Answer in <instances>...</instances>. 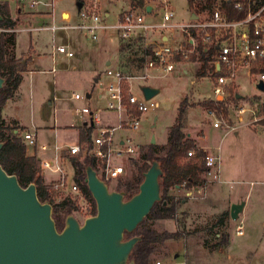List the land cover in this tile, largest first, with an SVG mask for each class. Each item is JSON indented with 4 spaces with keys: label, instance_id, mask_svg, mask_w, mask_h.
I'll list each match as a JSON object with an SVG mask.
<instances>
[{
    "label": "rangeland",
    "instance_id": "1",
    "mask_svg": "<svg viewBox=\"0 0 264 264\" xmlns=\"http://www.w3.org/2000/svg\"><path fill=\"white\" fill-rule=\"evenodd\" d=\"M37 1L40 4L33 8L30 7L32 0L11 1L10 6L12 9L17 10L16 14L18 18L23 19L27 15L35 16L29 22H18L17 30L22 24L25 29L44 28L52 24L57 27L62 26L67 23L65 20L68 17L67 15L61 17L62 11L69 13L70 19L68 23L75 25L78 22L75 10L76 4H80L81 8H83L93 5L95 2V0H58L54 3L52 10V8L45 6L51 0ZM123 1H126V3L129 1L130 3L132 0H100L97 3L100 13L102 15L108 14L105 20L106 24H114L121 12L126 9L127 5ZM154 1L137 0V3L140 5L142 3L154 4ZM166 1L173 13L171 24L187 23L191 13H197L200 19H205L210 10V8L205 6L204 2L196 10H191L188 0ZM52 12L53 17L50 15ZM162 12V10H158L157 16L147 20L152 23L161 22ZM102 33H107L113 44H116L119 40L114 31L107 30ZM165 33L173 39H180V32L178 30L167 31ZM77 34H80L82 44L87 47H93L98 42H92L85 34L77 31L64 32L61 30L56 31L54 34V42L58 45V42L66 41L67 36ZM31 41L36 50L47 52L51 46L52 34L46 29H39L37 31L23 32L18 35V43L22 49L28 48L29 42ZM138 48V45H133L130 51V57L128 58L134 66H125L126 69L120 71L132 74L138 72L139 65L138 63H134L138 60ZM200 65V61L195 58H189L187 61L179 64L170 75L149 80L147 84L156 86L155 88L160 90L151 99L157 104L158 110L140 115L139 126L136 130L120 129L114 133V136L117 139H131V145L136 149L132 159L140 164L141 155L147 150L149 145L159 147L167 143L169 128L175 123L180 103L186 99L188 106H185L183 112V133L196 139L199 144L202 142L207 146L217 147L220 167L226 169L228 174H232L234 177L246 182V187L250 191L252 190L251 194L249 193L251 195L250 207L242 217L241 234L235 235L231 228L228 244L227 232L229 225L236 224V227L239 225L238 221H231L228 216L223 219L222 225L216 226L218 224V217L223 213L220 209L225 207V204L221 206L218 202L206 201L207 198L203 197V199L202 195L194 194L191 197L190 201L194 203L192 206L194 210H191V208L190 214L187 209L183 210L179 204L177 207L178 214L175 219L148 220V226L158 233L164 231L174 233L178 231L182 234V237L178 240H168L157 244L155 246V252L150 256V264H156L157 262L160 264H264V119H261L258 113L257 120L251 122L248 115H244L242 116L244 125L238 123L236 116L231 110L232 98L230 97L224 104L221 103V110H216L215 112H220L224 115L223 119L226 120L224 122L234 127V130L223 134L225 128L222 125L221 128L215 130V136L211 137L209 134L212 132V119L202 106L203 102L211 101L209 96L210 80L204 77H195V72ZM56 67L59 68V66ZM205 75L206 73L204 72ZM76 76L78 74L73 72L58 75L55 89H53L51 84V75L36 74L33 76L31 91L36 120L38 122L41 121V115L45 113L46 109L45 104L54 97L55 101H53L52 105L57 110V125L70 123L71 120L73 123H77L78 118L70 117V112L87 106H89L94 114L100 111L99 117L101 124L108 123L116 125L117 119L115 112L107 109L103 110L109 101L107 86L111 79L104 74L100 80L102 87L100 88L99 83H97L95 90L90 93V89L86 91L84 89V82L80 81ZM46 80L47 82H45ZM236 84L237 87H234V89H237L239 95L244 97V100L250 101V99L262 97L254 90L250 80L245 79L243 76H240ZM133 88V94L140 97L141 93L136 83L133 84ZM25 92L27 94L26 88ZM73 94H78L82 99L74 100L72 98ZM86 94H90L91 97L86 98ZM26 97L28 101V94ZM25 107L28 111V103ZM51 120L52 118L49 117L48 122H45L50 125ZM78 124H81V122L79 121ZM41 130L42 134L44 129ZM58 130V145H74L78 142L77 134L72 128L66 129L62 127L58 128ZM51 132L52 130L46 133L47 138L50 137ZM233 132L236 134L233 135ZM201 134H204L206 137L204 139L199 138L202 136ZM217 134L218 136H216ZM152 139H154L153 144H151ZM209 150H212V148ZM205 152L213 153V151ZM132 159L127 160L125 157L115 159L114 163L126 167L127 172L119 183L130 180L136 173V169L131 163ZM66 162H63V169L68 175V182H72L73 169L70 162ZM42 175L46 184H49L51 180L56 178V176L44 172ZM207 184L204 183L203 188H206ZM109 189L114 190V183H110ZM52 195L54 201H59L61 196H65L66 194L52 193ZM86 209H88V203L84 202V204H79V211L73 213V216L80 223L87 217H90ZM226 211L228 212V209ZM223 239H226L224 246L221 245Z\"/></svg>",
    "mask_w": 264,
    "mask_h": 264
},
{
    "label": "built area",
    "instance_id": "2",
    "mask_svg": "<svg viewBox=\"0 0 264 264\" xmlns=\"http://www.w3.org/2000/svg\"><path fill=\"white\" fill-rule=\"evenodd\" d=\"M56 1L58 0H51L49 5L53 6ZM97 3L99 0L79 10L77 24L70 25L67 18L66 24L59 27L52 24L47 28L53 36L59 30L77 31L94 42L98 40L101 31H114L120 42L130 45V51L133 45H138V60L134 62L139 65L138 72L136 74L120 70L105 72L111 79L107 86L109 101L106 109L115 112L117 123L112 127L97 129V134L91 138L90 144H76L65 148L57 145H38L33 130L21 132L26 149L31 147L35 150L33 155L37 156L38 151L52 153L50 157L40 161L41 174L46 172L57 177L49 183L54 193L66 194L65 196L77 200L78 204L85 202L79 193L78 185L73 180L68 182V175L63 169L62 150L69 156L92 158L96 175L108 188L110 183H114L113 191H116L118 183L127 172L126 167L116 165L114 161L122 157L132 159L136 149L131 145L130 138L117 139L114 133L120 129L136 130L140 115L158 110L157 104L151 99L145 100L142 94L140 97L133 94V84L136 83L139 90V87L147 85L149 80L170 75L179 64L189 58L199 61L200 57H204L206 73L204 78L210 80L211 102L221 105L231 97V110L240 124H243L244 115H248L251 122L257 120L258 113L260 118L264 119V0H213L205 19L197 17L185 24L170 23L173 13L166 0H155L154 4L142 5L138 4L137 0H132L114 24H106L108 14L102 15ZM36 5V1L31 2V7ZM158 10L163 11L161 22H149L147 19L157 16ZM174 30L180 32V39H173L165 33ZM51 48L54 53L67 58L74 56L67 45H56L54 40ZM240 76L250 80L254 90L262 97L246 101L240 95L241 98L236 100L235 95H239V92L234 87H237L236 81ZM259 82L263 85L262 92L255 88ZM72 98L82 99L78 94H73ZM99 112L93 115L89 107H82L74 110L72 115L76 118L87 115L90 117V125H96L100 123ZM207 112L212 119L213 129H219L223 125L225 128L223 134L234 130V127L224 122L226 121L223 119L224 115L215 111ZM53 123L57 124L55 116ZM205 153L202 160L205 169L204 183L218 182L219 156L215 152ZM194 155L193 150L187 152L189 158ZM181 187L185 188V183L181 184ZM202 190L203 186L193 188L189 190L190 196L191 193L199 195ZM235 233L241 234V223L235 227Z\"/></svg>",
    "mask_w": 264,
    "mask_h": 264
},
{
    "label": "trees",
    "instance_id": "3",
    "mask_svg": "<svg viewBox=\"0 0 264 264\" xmlns=\"http://www.w3.org/2000/svg\"><path fill=\"white\" fill-rule=\"evenodd\" d=\"M203 2L206 7L210 8L213 0H188L191 10H196ZM194 14L198 17L197 13ZM0 17V78L4 80V84L0 88V143L3 144L0 150V165L7 174L15 175L23 188L30 184L35 185L38 200L52 206V219L56 229L60 232L65 226L66 217L79 211V204L70 196H61L59 201H54L52 195L54 192L50 185L44 182L41 174V161L35 155L29 156L26 153V147L21 137V132L26 129H21L14 124L7 125L2 118V108L18 89L25 68L15 56L17 21L11 17L7 2L0 1ZM120 46L130 53V45L120 42ZM199 61L201 65L196 70L195 77L203 78L205 72L204 57H200ZM186 105V99L182 100L175 123L169 128L167 143L159 147L149 145L141 155L140 164L132 159L131 163L136 169V173L130 180L118 183L116 188V191L123 192L125 199L129 200L138 193L143 175L151 164L153 162L159 164L162 171L159 178L161 200L154 204L149 214L132 233H124L125 240L132 237L140 238L129 255V260H132L134 264H150V256L155 252L157 244L168 240H178L182 237L178 231L158 233L147 224L148 220L176 218L177 207L181 201L169 195V190L181 188L183 183H185L184 189L186 190L204 185L203 173L205 169L202 160L206 153L202 148L197 147L194 140L187 138V135L183 133L182 120ZM202 106L206 111L221 110L220 104L211 101L203 102ZM93 131L94 125L80 127L79 144H90ZM190 150H193L195 154L192 158L187 156V152ZM61 157L70 162L73 169V181L78 185L79 193L84 201L88 203L87 213L89 216H94L96 204L85 184L86 167L94 168V160L90 157L82 159L80 156H68L65 153H62ZM227 217V211L222 213L217 219L218 224L216 226L222 225L223 219ZM224 244H226V239H223L221 243L223 246Z\"/></svg>",
    "mask_w": 264,
    "mask_h": 264
},
{
    "label": "water",
    "instance_id": "4",
    "mask_svg": "<svg viewBox=\"0 0 264 264\" xmlns=\"http://www.w3.org/2000/svg\"><path fill=\"white\" fill-rule=\"evenodd\" d=\"M77 7L79 11L81 6ZM196 18L191 13L189 20ZM3 84L0 78V88ZM255 88L262 92V83ZM139 91L145 100L159 93L147 85L140 86ZM240 98L235 95L236 100ZM2 146L0 143V150ZM161 175L159 164L153 162L138 193L126 200L123 192L109 190L93 168L86 167L85 184L95 201L96 214L82 223L69 215L59 232L52 219V206L38 200L35 185L23 188L17 177L0 165V264H134L129 255L140 238L125 240L124 233H132L161 200ZM242 207L243 202L229 206L231 221L237 219Z\"/></svg>",
    "mask_w": 264,
    "mask_h": 264
},
{
    "label": "crops",
    "instance_id": "5",
    "mask_svg": "<svg viewBox=\"0 0 264 264\" xmlns=\"http://www.w3.org/2000/svg\"><path fill=\"white\" fill-rule=\"evenodd\" d=\"M0 1L8 3L11 17L17 21V24H18V22H20V23L29 22L30 20H32L35 17L34 15H27V17H24L23 19L18 18L17 14H16L17 10L12 9L10 6L12 0H0ZM32 1H36L37 5L40 4V2H38L37 0H32ZM123 2L126 3V1H123ZM128 3H129V1L126 3V5H127L126 8L129 5ZM49 4L50 3H46L45 6L50 7L53 10L54 4H53V6H50ZM17 9H19V8L17 7ZM75 10L77 13L76 15H78L79 11H78L77 4L75 7ZM50 15H51V17H53V12ZM63 15H67L68 16L67 18L70 19V15L68 12L62 11L61 17H63ZM24 20H26V21H24ZM22 25L19 27L18 30L15 29V35H16L15 36L16 37L15 56L24 65L25 72L22 73V81H21L18 89L15 91L13 97L10 98L7 101V103L5 104V106L2 108V113H1L2 118L7 125L14 124L21 129L23 128V129L30 130V131L33 130L36 134V139H37L38 145H50V146L57 145V146H60L57 144L58 132H59L58 128H62V127L66 128V129L72 128L77 134V139H78L77 141L78 142L76 144H79V129H80V127L90 125V123H89L90 117L87 115H84L81 118H78L77 120H78V122L80 121L81 124H78L77 121H76L77 123H73L72 120L70 121V123H67V124L66 123L61 124V125L54 124L53 123V117L55 116V118H56L57 110L54 112L55 106L52 105L54 97H52V100H51L52 102L48 101L45 104L46 105L45 106V108H46L45 113L43 115H41V118L43 119V121L41 119V121L38 122L35 118V107H33V102H32L31 85L33 82L32 81L33 76L36 74H43L45 76L51 75V77H52L51 84L53 86V89H55L56 78L58 75L70 73V72L77 73L78 76H76V77H78L80 79V81L84 82V87H85L84 89H86V91L88 89H90V93H91V91L95 90L97 83H99L100 88L102 87L100 84L101 83L100 82L101 76H104V74L107 70H113V71L114 70H123V69H126L125 66L133 67V63L130 61V59L128 60V58L130 57V53H128L126 51V49L121 48L119 40L117 41L116 44H113L110 41V38L107 35V33H102L103 31H101L99 33V37H98L99 40H97L98 42L93 47H87L86 45H83L81 40H80V34H77L74 36L70 35L69 37L67 36L66 41L58 42L57 43L58 45H67L69 47V49L74 53V56L71 58H67L61 54L54 53L52 48H51L52 41H51V46L47 52H44V51L40 52L39 50H36L32 41L29 42L28 48L22 49V48H20V45L18 43V35L20 33L37 31L39 29H46L50 32V30L47 28L48 26H46L44 28H38V29H25ZM104 31H107V30H104ZM52 40H54L53 35H52ZM92 42H94V41H92ZM56 66H59V68H57ZM52 69H54L55 71L53 72ZM45 79H47V78H45ZM26 81H27V84H26ZM45 82H47V80ZM147 86H150L153 88L156 87V86L149 85V84H147ZM25 88L27 89L28 101H27V97H26L27 94L25 92ZM159 92H160V90H159ZM86 96H88L86 98L91 97L90 94H86ZM27 103H28V111L25 107L27 105ZM87 107H89V106H87ZM103 110H106V107ZM50 112H51V114H50ZM91 112L94 115V112L92 110H91ZM72 113L73 112H70V117L75 118L72 115ZM49 117L52 118L50 125H48L45 122V121L48 122ZM57 123H58V120H57ZM100 124H101V119H100ZM100 124L94 125V131L91 135V138L95 137V135L97 134L96 133L97 129L105 128V127H112L115 125V124H108V123H104V124L102 123L101 125ZM56 125H57V127H56ZM41 129H44L42 134H41V132H42ZM50 130H52L51 135L49 138H47L46 133L50 132ZM215 130H217V129L212 128V132L209 134L211 137L215 136V134H216ZM235 134L236 133L233 132V135H235ZM201 135L202 136L199 137L201 139H204L206 137L204 134H201ZM216 136H218V134ZM187 138L194 140L197 147L202 148L203 151H213V152L218 154L217 147H215V146L210 147V146H207L206 144H203L202 142L199 144V142L196 141V139H193V138L189 137L188 135H187ZM48 139H50V140H48ZM76 144H74V145H76ZM66 146H72V145H61L60 147L65 148ZM211 148H212V150H209ZM214 149H217V150H214ZM26 153H27V155L32 156L33 153H35V150H33L31 147H28L26 149ZM62 153H65L66 155H68L65 150H62L61 154ZM36 154H37L36 157L39 160L46 158V157H50L52 155L51 152L44 153V152H40V151L36 152ZM62 161L68 162V160L64 159V158H62ZM63 166H64V163H63ZM218 171H219L218 182H208L207 181L206 183H208V184L206 185V188H203V190L201 191V194H199V195H202V198L203 197L207 198L206 201L218 202V204H220L221 206H224L223 204H225V207H222L220 209V211H223V213L226 212L227 209L229 211V206L231 204L243 202V207L241 209V212L238 214L237 219H236V221H238V223L242 224V219H243L242 217H243V215L246 214L248 208L250 207V199H251L250 194H251L252 190L250 191L249 188L246 187V182H244L241 179L234 177V175H232V174L231 175L228 174L226 169H222V167H220V164H219ZM46 174H49V173H46ZM49 175H51V174H49ZM54 176H56V175H54ZM263 182H264V178H263ZM241 184L245 188L240 186ZM249 185H250V183H249ZM169 195H171L177 199H180V201H181L180 206L183 208V210L187 209L189 214L191 212L190 211L191 208H192L191 210H194L192 207L194 203L192 201H190L191 197H193L194 194L192 195V193H191V196H190L189 190H186L182 187L181 188L177 187V188L170 189ZM212 204H214V203H212ZM212 204H210V205H212ZM181 207H180V209H181ZM235 225L236 224L229 225V229L227 232V244H228V238H229V234L231 232V228L233 229L234 234L237 235L235 233V230H234ZM226 247H227V245H226ZM226 247H225V250H226Z\"/></svg>",
    "mask_w": 264,
    "mask_h": 264
}]
</instances>
